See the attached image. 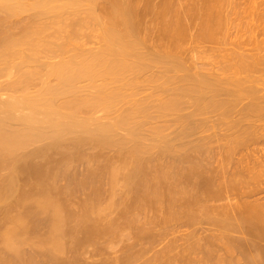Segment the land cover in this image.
Segmentation results:
<instances>
[{"label": "bare ground", "instance_id": "1", "mask_svg": "<svg viewBox=\"0 0 264 264\" xmlns=\"http://www.w3.org/2000/svg\"><path fill=\"white\" fill-rule=\"evenodd\" d=\"M263 138L264 0H0V264H264Z\"/></svg>", "mask_w": 264, "mask_h": 264}, {"label": "rangeland", "instance_id": "2", "mask_svg": "<svg viewBox=\"0 0 264 264\" xmlns=\"http://www.w3.org/2000/svg\"><path fill=\"white\" fill-rule=\"evenodd\" d=\"M257 1V0H256ZM155 34V33H154ZM263 140H264V138H263ZM261 142H263V141H261ZM259 148H261L262 150L264 149V142L263 143H260L259 145H257ZM256 146V147H257ZM264 152V151H263ZM263 176H261V178L262 179H260L261 181H264V174H262ZM80 195V194H79ZM82 195V194H81ZM81 197H83V196H81ZM182 229H186L185 227L184 228H182ZM130 230V229H129ZM132 231V230H131ZM185 233H187V231L185 232ZM116 241V240H115ZM119 241V240H118ZM182 242V241H181ZM184 242V241H183ZM182 242V243H183ZM117 244H118V242H117ZM116 244V245H117ZM123 245V242H121V245H120V242H119V246L117 245V246H115V248H116V250L118 251H120V248H121V246ZM186 245H187V242H186ZM118 247V248H117ZM119 251H118V254H120L119 253Z\"/></svg>", "mask_w": 264, "mask_h": 264}]
</instances>
